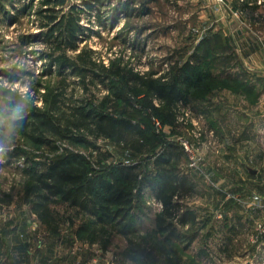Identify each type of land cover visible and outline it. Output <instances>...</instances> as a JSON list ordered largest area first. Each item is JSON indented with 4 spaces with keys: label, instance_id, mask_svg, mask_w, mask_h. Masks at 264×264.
Here are the masks:
<instances>
[{
    "label": "trees",
    "instance_id": "1",
    "mask_svg": "<svg viewBox=\"0 0 264 264\" xmlns=\"http://www.w3.org/2000/svg\"><path fill=\"white\" fill-rule=\"evenodd\" d=\"M106 3L38 0L36 7L24 6L23 11L37 18L41 33L22 38V43L43 46L35 54L46 62L42 77L50 80L42 83L37 76L32 92L2 93L14 128L12 139L18 140L9 158L24 161L23 202L52 236L59 237L66 225L76 226L72 243L99 244L105 252L107 240L118 235L126 246L113 264H178L170 242L191 246L207 221L186 203L196 196L184 168L186 151L179 144L158 142L163 140L152 132L145 101H159L161 110L153 108V114L172 125L180 104L223 83L203 61L173 66L162 74L137 72L123 58L106 65L99 52L81 46L91 30L83 17L90 20L98 10L96 21L104 27L105 14L99 8ZM203 44L207 56H216ZM101 89L108 93L100 97ZM131 94L141 109L135 108ZM5 137L0 134V140ZM100 141L133 161L113 163L115 155L104 151ZM148 194L161 209L153 214L152 228L142 231L139 217L151 215ZM231 200L225 207L233 205Z\"/></svg>",
    "mask_w": 264,
    "mask_h": 264
},
{
    "label": "rangeland",
    "instance_id": "2",
    "mask_svg": "<svg viewBox=\"0 0 264 264\" xmlns=\"http://www.w3.org/2000/svg\"><path fill=\"white\" fill-rule=\"evenodd\" d=\"M29 3L36 7L38 0H0V134L6 136L10 134L11 116L2 93L7 90L27 93L37 76H41L42 83L50 80L42 77L46 62L35 54L43 46L39 43L24 45L21 40L41 33L32 11H23ZM99 9L105 14V26H99L96 21L98 10L92 13L90 20L83 17V25L91 30L81 46L88 45L99 52L106 65L123 58L137 72L162 74L173 66L198 65L203 61L213 77L223 83L200 97L191 96L187 105L180 104L172 125L153 114V108L161 110L159 101L153 98L145 101L146 115L155 127L152 132L163 140L158 142L179 144L186 151L189 161L184 168L196 190L195 198L186 203L208 224L191 246L177 240L170 242L178 264H264V234L260 228L264 225V166H257L261 172L257 177L256 172L249 173L251 167L256 169L258 160L264 163V82L256 81L258 72L253 66L256 58L244 59L250 70L233 72L230 68L236 59L227 60L215 54V59L207 56L201 50V43L211 42L213 33L209 29L219 26L209 14L197 15L195 11H199V7L191 0H107ZM217 41V44L222 42L219 38ZM259 53L264 57V50ZM97 93L101 97L108 91L101 89ZM131 99L136 109L142 108L138 98L131 94ZM17 141V138L12 139L15 148ZM98 144L115 155L113 163L133 161L109 142ZM9 153H0V200L9 196V201L0 202L2 264L10 249L22 251L30 245L43 248L40 257L46 254L53 262L66 258L76 247L79 248L77 255L89 262L94 258L99 261V256L105 260L101 264L112 262L126 246L123 237L115 235L107 240L105 252L97 244L89 248L94 252L86 254L81 249L86 245L76 240L71 242L76 226H64L59 237L52 236L41 226L23 202L24 161L9 158ZM236 194L245 198L256 195V204L239 209L237 214L242 217L241 221L231 220L226 226L231 225L232 230L227 231V227L220 226L227 222L225 218L233 219L236 211L230 208L226 217L218 211L226 201H233ZM146 203L151 215L139 217L142 231L152 228L153 214L161 209L149 194ZM57 208L63 209V206ZM137 213L133 214L137 217ZM32 232L35 234L30 236Z\"/></svg>",
    "mask_w": 264,
    "mask_h": 264
},
{
    "label": "crops",
    "instance_id": "3",
    "mask_svg": "<svg viewBox=\"0 0 264 264\" xmlns=\"http://www.w3.org/2000/svg\"><path fill=\"white\" fill-rule=\"evenodd\" d=\"M260 1L264 0H230L227 8L219 9V7L216 6L215 0H191L195 7H199V11H195L197 12V15L209 14V17L215 18V22L219 26V28L213 27L209 29L211 34L213 33V35L210 36V39L212 37L213 39L211 42H208L207 40V42L203 44V48H211L216 52V56L218 55L221 58L227 60L236 59L238 65L235 66V61L230 68L233 72L250 70V66H247L248 62L244 59L250 58L254 60L256 58V62L254 60L253 66L256 68L255 72H258V74L256 73V81H258V83L264 82V61H261L264 57L259 53L264 50V2L260 4ZM218 38L221 39L223 43L220 42V44H217ZM240 55L244 58L242 59ZM257 166L263 167L264 163H261V161L258 160V162H256V169L252 167L249 169L250 174L254 175L256 172V177L261 174L260 169H257ZM236 196L234 197L233 205L231 204L233 207L230 205L229 207L221 205V210L218 211L222 217H226L227 212L233 208L232 211H236L233 219L231 217L225 218L227 219V222L220 226L222 229L227 227V231L232 230L231 225L226 226V224H230L231 220L238 219V221H241L242 217L237 214L239 209H242L243 206L251 207V204H256V195L252 196V198H245L240 194H236ZM208 230L209 229H207L206 232H208ZM34 234L35 233L32 232L30 236H33ZM87 246L88 245H86V247H81L86 254L91 252L92 250L89 248H94L95 245ZM47 248L48 250L50 249L49 247ZM22 249V251L18 249H10L4 264H101V261H105L102 260L103 258L101 256H97L99 261L94 258L92 262L85 260V257L81 258L77 255L78 247L72 249L70 251L71 253L66 258L60 257V259L57 258L54 262L50 261L46 254L40 257L39 254L43 249L41 247L33 248L30 245L27 250H25V248ZM92 257H94V253H92ZM105 264H113V262H105Z\"/></svg>",
    "mask_w": 264,
    "mask_h": 264
},
{
    "label": "clouds",
    "instance_id": "4",
    "mask_svg": "<svg viewBox=\"0 0 264 264\" xmlns=\"http://www.w3.org/2000/svg\"><path fill=\"white\" fill-rule=\"evenodd\" d=\"M9 128H10V134L6 136L3 140H0V153H6V151L11 152L14 151L15 149V144L12 143V136H11V133L14 132V128L11 125L9 126ZM6 144H7V148H6Z\"/></svg>",
    "mask_w": 264,
    "mask_h": 264
},
{
    "label": "built area",
    "instance_id": "5",
    "mask_svg": "<svg viewBox=\"0 0 264 264\" xmlns=\"http://www.w3.org/2000/svg\"><path fill=\"white\" fill-rule=\"evenodd\" d=\"M230 0H215V3L217 5V7H219V9H225L227 8L228 4H229ZM264 1H260L259 3H263ZM260 228H263L262 232L264 234V225H261ZM0 264H2V262L0 261Z\"/></svg>",
    "mask_w": 264,
    "mask_h": 264
}]
</instances>
